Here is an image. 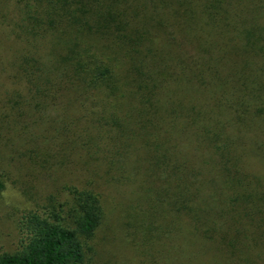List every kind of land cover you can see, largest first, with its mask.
<instances>
[{"label": "trees", "instance_id": "trees-1", "mask_svg": "<svg viewBox=\"0 0 264 264\" xmlns=\"http://www.w3.org/2000/svg\"><path fill=\"white\" fill-rule=\"evenodd\" d=\"M12 1L28 46L18 62L26 105L45 116L62 96L84 110L59 120L56 135L63 165L75 159L72 174L86 180L63 182L27 212L18 249L0 264H90L98 255L100 189L126 177L86 172L93 146L116 170L137 169L129 182L140 183L148 210L122 201L145 241L188 226L194 239L234 248L239 264L260 263L264 170L250 166L264 163V0ZM50 149L31 161L46 169Z\"/></svg>", "mask_w": 264, "mask_h": 264}, {"label": "rangeland", "instance_id": "rangeland-1", "mask_svg": "<svg viewBox=\"0 0 264 264\" xmlns=\"http://www.w3.org/2000/svg\"><path fill=\"white\" fill-rule=\"evenodd\" d=\"M161 16L170 18L168 12ZM171 22L174 23L172 19ZM171 22L167 20L169 33L180 34L178 25ZM16 23L13 1L0 0V182L3 184L0 190V255L18 249L22 238L19 224L27 212L39 207L47 196L56 194L64 184L78 185L86 180L84 174H72L76 169L75 159L66 158L71 162L63 165L65 154H60V140L56 135V129H60L59 120L69 121L74 116H82L84 110L76 113V106H67L66 98L63 103L59 93L60 97L52 100L49 114L45 116L35 104L32 107L26 105L30 87L22 77L18 62L28 52V46ZM80 123L84 121L76 124ZM50 145L56 159L43 169L31 158L43 146ZM105 145L106 142H102L101 147ZM104 149L98 152L94 146L90 148V156L84 158L87 163L81 167L90 174L109 170L115 176L123 174L126 178L120 179L124 180L122 183H104L100 189L106 203V216L95 238L98 255L96 253L90 264H239L237 257L232 256L236 253L234 248L225 246L226 251L216 243L194 239L188 226L171 234L169 240L165 235L158 239L155 235L161 234L155 230L154 237L145 241L144 231L132 227L127 215L128 203L122 201L138 202L142 211L148 210L139 200L143 191L140 183L129 182L132 178L128 175L137 169L122 165L120 171L116 170L109 164L106 158L109 153ZM250 170L262 173L264 163L252 162ZM108 190L115 194H109ZM204 193L201 191L200 195ZM256 264H264V259Z\"/></svg>", "mask_w": 264, "mask_h": 264}]
</instances>
